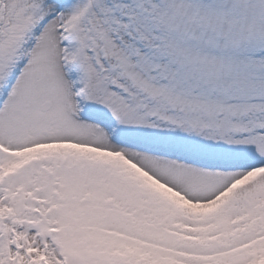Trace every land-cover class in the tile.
Returning a JSON list of instances; mask_svg holds the SVG:
<instances>
[{
  "label": "snow or ice",
  "instance_id": "obj_1",
  "mask_svg": "<svg viewBox=\"0 0 264 264\" xmlns=\"http://www.w3.org/2000/svg\"><path fill=\"white\" fill-rule=\"evenodd\" d=\"M0 264H264V0H0Z\"/></svg>",
  "mask_w": 264,
  "mask_h": 264
}]
</instances>
